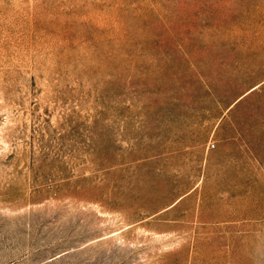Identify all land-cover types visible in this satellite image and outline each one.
Masks as SVG:
<instances>
[{
	"label": "rangeland",
	"instance_id": "rangeland-1",
	"mask_svg": "<svg viewBox=\"0 0 264 264\" xmlns=\"http://www.w3.org/2000/svg\"><path fill=\"white\" fill-rule=\"evenodd\" d=\"M0 264H264V0H0Z\"/></svg>",
	"mask_w": 264,
	"mask_h": 264
}]
</instances>
